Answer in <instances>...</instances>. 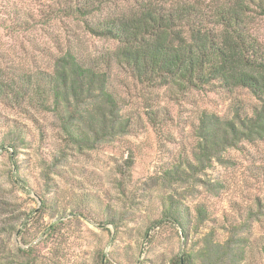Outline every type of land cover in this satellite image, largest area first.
<instances>
[{
  "label": "rangeland",
  "instance_id": "obj_1",
  "mask_svg": "<svg viewBox=\"0 0 264 264\" xmlns=\"http://www.w3.org/2000/svg\"><path fill=\"white\" fill-rule=\"evenodd\" d=\"M56 1L0 0V79L50 70L57 43L78 39L94 54L115 49L48 12ZM195 1L211 21L216 5L234 0ZM246 19L264 54V16L249 12ZM115 74L128 133L94 150H74L51 115L35 114L33 123L0 97V264L22 261L19 248H31L35 264H175L194 258L202 239L223 243L231 235L241 239L240 264H264V140L227 148L192 180L166 175L194 163L202 112L250 113L254 98L243 88L182 91ZM13 126L24 133L15 150ZM44 163L55 164L47 179ZM170 206L188 213L190 223L169 221ZM197 206L206 211L200 225Z\"/></svg>",
  "mask_w": 264,
  "mask_h": 264
},
{
  "label": "trees",
  "instance_id": "obj_2",
  "mask_svg": "<svg viewBox=\"0 0 264 264\" xmlns=\"http://www.w3.org/2000/svg\"><path fill=\"white\" fill-rule=\"evenodd\" d=\"M170 3L57 0L55 7L48 6V12L70 19L92 38L113 42L115 49L94 54L86 52L78 39L57 43L50 70L27 71L13 81L0 79V97L17 106L33 123L37 122L35 114L51 115L63 142L81 152L128 133L113 80L118 71L141 84H172L182 91L217 85L246 89L255 100L250 113L236 109L227 118L206 112L199 115L194 163L173 167L166 174L173 180H192L200 168L219 160L227 148L264 140V54L256 50L246 26L247 13L264 16V0L216 5L211 21L195 0ZM19 24L24 26L26 21ZM12 128L17 134L10 148L15 150L24 133L17 126ZM54 167V163L50 167L44 163L45 179ZM165 214L178 226H182V217L190 223L189 214L178 207L170 206ZM196 216V224H202L206 218L202 206H197ZM17 251L23 258L18 264H35L31 248ZM242 253L241 239L234 235L223 243L204 238L194 258L187 254L173 263L240 264Z\"/></svg>",
  "mask_w": 264,
  "mask_h": 264
}]
</instances>
